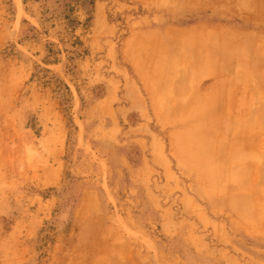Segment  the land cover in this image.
I'll list each match as a JSON object with an SVG mask.
<instances>
[{
	"label": "rangeland",
	"instance_id": "obj_1",
	"mask_svg": "<svg viewBox=\"0 0 264 264\" xmlns=\"http://www.w3.org/2000/svg\"><path fill=\"white\" fill-rule=\"evenodd\" d=\"M209 1L172 21H228L233 80L263 99L183 149L187 167L163 129L145 148L128 129L120 45L156 10L0 0V264H264V0Z\"/></svg>",
	"mask_w": 264,
	"mask_h": 264
},
{
	"label": "crops",
	"instance_id": "obj_2",
	"mask_svg": "<svg viewBox=\"0 0 264 264\" xmlns=\"http://www.w3.org/2000/svg\"><path fill=\"white\" fill-rule=\"evenodd\" d=\"M130 1L156 10L140 16L141 25L130 28L120 45L134 76L125 103L127 114L136 120L128 128L130 135L145 148L153 130L163 129L177 164L201 163L199 158L187 159L183 149L210 146L207 139L217 131L220 117L232 112L245 116L252 102L263 99L259 86L248 78L233 80L232 69L243 68L241 60H232L238 50L242 55V44L233 46L231 25L210 14L172 21L174 15L182 18L199 7L207 9L209 0ZM196 134L204 137L194 140Z\"/></svg>",
	"mask_w": 264,
	"mask_h": 264
}]
</instances>
